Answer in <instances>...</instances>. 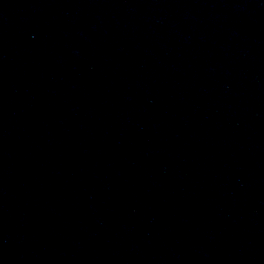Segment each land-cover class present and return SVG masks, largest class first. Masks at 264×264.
I'll use <instances>...</instances> for the list:
<instances>
[{
  "label": "water",
  "instance_id": "water-1",
  "mask_svg": "<svg viewBox=\"0 0 264 264\" xmlns=\"http://www.w3.org/2000/svg\"><path fill=\"white\" fill-rule=\"evenodd\" d=\"M258 0H0V264H97L177 160Z\"/></svg>",
  "mask_w": 264,
  "mask_h": 264
}]
</instances>
